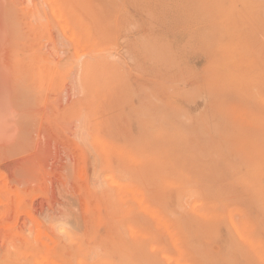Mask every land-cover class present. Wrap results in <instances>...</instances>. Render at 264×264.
Segmentation results:
<instances>
[{"label":"rangeland","instance_id":"1","mask_svg":"<svg viewBox=\"0 0 264 264\" xmlns=\"http://www.w3.org/2000/svg\"><path fill=\"white\" fill-rule=\"evenodd\" d=\"M72 10L85 117L35 106L32 176L0 163V264H264V0Z\"/></svg>","mask_w":264,"mask_h":264},{"label":"bare ground","instance_id":"2","mask_svg":"<svg viewBox=\"0 0 264 264\" xmlns=\"http://www.w3.org/2000/svg\"><path fill=\"white\" fill-rule=\"evenodd\" d=\"M73 1L0 0V141L13 133L11 139L8 137L10 140L4 144L0 142V163L4 165L6 161L4 167L14 169L13 176L19 183L22 182L19 179L24 176L17 178L21 175L16 174L18 169L24 167L20 171H28L31 175L24 164L29 166L33 159L28 157L31 161L25 162V153L29 150L37 151L41 143L44 144L40 134H45V130L40 134L36 132L37 129L34 130L37 125H33L35 119H32V126H29L31 117L42 111L37 109L36 112L35 106L47 103L50 106V109L47 106L49 112L67 111L73 117L77 113L81 120L85 117L83 111H76L79 105L76 106L75 97L77 91L83 93L86 89L88 63H80L81 75L76 78L77 39L73 26ZM45 87L51 88V92L43 94ZM30 127L36 134L31 132ZM21 180L26 182L24 178Z\"/></svg>","mask_w":264,"mask_h":264}]
</instances>
